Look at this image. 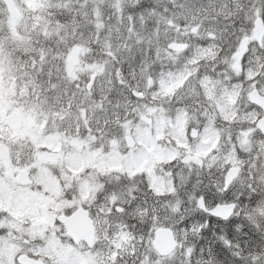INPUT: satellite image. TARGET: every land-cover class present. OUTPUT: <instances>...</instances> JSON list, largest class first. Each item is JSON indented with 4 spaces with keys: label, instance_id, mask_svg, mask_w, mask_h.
<instances>
[{
    "label": "snow or ice",
    "instance_id": "1",
    "mask_svg": "<svg viewBox=\"0 0 264 264\" xmlns=\"http://www.w3.org/2000/svg\"><path fill=\"white\" fill-rule=\"evenodd\" d=\"M0 264H264V0H0Z\"/></svg>",
    "mask_w": 264,
    "mask_h": 264
}]
</instances>
